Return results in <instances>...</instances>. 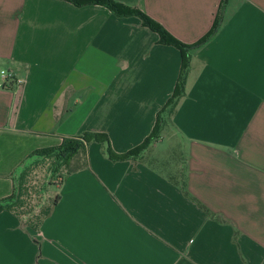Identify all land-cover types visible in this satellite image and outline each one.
<instances>
[{
  "label": "crops",
  "instance_id": "0c3cea01",
  "mask_svg": "<svg viewBox=\"0 0 264 264\" xmlns=\"http://www.w3.org/2000/svg\"><path fill=\"white\" fill-rule=\"evenodd\" d=\"M115 1L189 45L212 29L222 3ZM191 54L185 94L157 140L178 143L114 161L91 142L88 165L48 185L59 199L38 229L0 212V264H264V0H228L215 35ZM181 65L180 50L137 16L0 0V199L34 150L64 137L106 133L117 153L140 145ZM2 70L15 79L4 82ZM183 177L226 222L183 193Z\"/></svg>",
  "mask_w": 264,
  "mask_h": 264
},
{
  "label": "trees",
  "instance_id": "16d2710c",
  "mask_svg": "<svg viewBox=\"0 0 264 264\" xmlns=\"http://www.w3.org/2000/svg\"><path fill=\"white\" fill-rule=\"evenodd\" d=\"M68 1L74 3L77 6H83L86 4L103 5L106 6L108 9H110L115 15L119 17H127V16L139 17L141 19V23L143 26H146L151 30H153L154 32L158 33L160 43L173 45L180 50L182 55V65L176 87L171 97L168 99L164 107L159 111L157 116V121L152 132L150 133V135H148L145 138V140L140 145L133 147L132 149L124 153H117L112 149L110 144V139L106 133L87 131L75 137H64L61 144L36 149L28 156V160H34V159L39 160L41 158L55 157L54 162L56 165H58V167L56 168H61L63 166L70 167L74 160L80 161V163L77 166H74L70 170H67L65 175L79 168L86 167L88 165L86 158L87 146L91 142L95 141V142L103 143V145H105L106 147L105 152L108 154L109 158L114 161H117V160H126V159H137L141 157L142 154L145 152V150H147L153 142L157 141L161 137L163 126L172 121V116L175 112L176 106L178 105L180 98L185 94L186 81H187L188 73L191 68L192 49L194 47L205 44L215 35V33L220 27L222 11L228 0H222V3L220 5L221 13L218 15L216 21L214 22L212 29L197 43L192 45L186 44L183 41L179 40L171 32H169L159 21L148 15L140 8L131 7L123 3L117 2L115 0H68ZM80 158H82V160H79ZM28 162L25 163L24 161L25 163L24 166L21 165L23 167L17 172L15 176L16 183H15L14 193L8 197L0 199V212L4 210H8L20 217L25 216L24 212L21 211L20 208H22L26 204L27 187L25 186L26 184L25 175L23 173L22 175H20V171L27 166ZM65 175L62 176V179L65 177ZM179 185L183 193L186 196L193 199L194 201H196L198 205L201 208H203L206 212H208V214L211 217L215 218L220 222L227 221L226 218L208 209L202 202H200L190 193L187 187V181L186 179H184V177L181 178V180L179 181ZM58 199L59 196H56L55 199L52 200V204L48 207H44L41 210V212L38 215H36L34 219H30V220L23 219L24 223L35 229H38L40 225L43 223V221L51 214L52 209L54 205L57 203Z\"/></svg>",
  "mask_w": 264,
  "mask_h": 264
},
{
  "label": "rangeland",
  "instance_id": "374dc122",
  "mask_svg": "<svg viewBox=\"0 0 264 264\" xmlns=\"http://www.w3.org/2000/svg\"><path fill=\"white\" fill-rule=\"evenodd\" d=\"M162 135L163 139L159 143H157V141H155L156 143L153 142V144H158V153L168 151L178 143L177 137L172 138L168 134ZM79 160H82V158ZM54 161L55 157L30 160L27 166L20 171V175H22V173L25 175V186L27 187L26 204L20 208L25 214V220L34 219L44 207H48L52 204V200L57 196V188L51 185L48 187L49 191L47 193V185L50 182L61 181L62 176L65 175L67 170H70L80 163V161L74 160L70 167L63 166L61 168H56L58 165H56Z\"/></svg>",
  "mask_w": 264,
  "mask_h": 264
},
{
  "label": "built area",
  "instance_id": "2783aa9c",
  "mask_svg": "<svg viewBox=\"0 0 264 264\" xmlns=\"http://www.w3.org/2000/svg\"><path fill=\"white\" fill-rule=\"evenodd\" d=\"M2 78L4 82H8L9 80H14L15 73L12 70H2ZM17 82L21 84L23 81L21 79H17Z\"/></svg>",
  "mask_w": 264,
  "mask_h": 264
}]
</instances>
